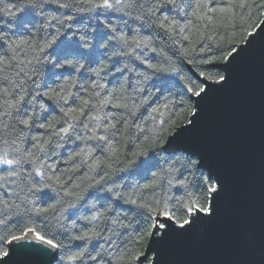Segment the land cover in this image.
<instances>
[{
    "label": "snow or ice",
    "instance_id": "1",
    "mask_svg": "<svg viewBox=\"0 0 264 264\" xmlns=\"http://www.w3.org/2000/svg\"><path fill=\"white\" fill-rule=\"evenodd\" d=\"M213 0H207L206 4L199 2L196 7L203 8L207 7L208 13L212 12H228L230 9L228 7L217 8L212 6ZM232 4H237V0H231ZM84 5H88L85 9ZM241 7L248 6V0H241L238 4ZM255 6V4H253ZM15 8L16 5H12ZM25 7L31 9L36 15L44 16L47 23L55 21L57 24L71 28V24H66V21H71L73 16L68 13H63V18L56 15H47V12L59 11L60 9L77 11H88L96 13V18L99 21L101 16L107 17L108 13H121L122 15L131 16L133 10H139L140 15H136L134 19L141 22L142 27H148L156 29L159 33H163L164 37L172 39L176 34H183L185 29L188 27L190 21L186 22L181 26V22L174 17L166 15L162 9H171L173 7H178L177 0H151L145 7L144 0H26ZM261 8H264V2L260 4ZM23 11V9H19ZM99 10V11H98ZM0 14L12 15L9 7L0 8ZM195 15V13H193ZM264 15V14H262ZM207 13L205 14L206 18ZM243 20V18H241ZM246 22L241 23L239 26L244 27ZM101 31L97 33V39L99 43L96 49L109 50V45L111 42L115 41L116 44L113 45L110 51H87L92 48V45L85 40L83 36L80 37L82 43L73 46L69 44L67 47H57L52 53L59 57V62L48 61V53L46 49L50 48L52 43H55V39L51 42H46L40 49L43 53L42 58H38V63L41 62H51L55 67L58 68H73V69H84L88 71L84 63H80V59L88 60L92 63H96L97 67L91 69L96 77H100L102 72L120 73L122 76L125 72L134 73L137 78V85L135 90L141 93V98L139 100L140 105H149V98L154 96L156 92H159L160 96H164L165 92H170L172 90V85L167 76L158 75L167 71L165 68L159 67L156 64L149 62L148 59L142 58L141 55H136L137 50H142L143 48H150V50L155 53L157 49L151 47L152 41L150 39H135L134 37L130 40L126 35L118 34L117 29L112 27L110 23H104L100 21ZM24 26V22H21V27ZM208 28L209 25H204ZM223 23L218 24V28H224ZM107 30V31H105ZM59 32V30H57ZM96 31V29H93ZM251 38V39H249ZM184 40L188 37L184 36ZM10 38L3 32H0V42L7 45L9 48H19L21 44H27L28 41L21 40L17 42H9ZM259 40H264V19H260L258 23L251 25V30H246L242 37L239 39H233L231 41L225 40L226 44H229L227 49L223 46L217 45L216 47L219 51V59L204 56L199 58V62L202 65L210 64H224L222 72L224 74L211 75L209 71H198V76L203 77L205 81L212 82V86L205 85L203 83H196L195 80L189 79L187 77H181L177 75V79L183 81L181 85L182 91L185 95L190 94L187 101L181 100L180 107H184L187 104V116L189 117L181 125L178 121L173 122L170 127L178 128V131H167V135L171 137V140L165 139L164 135H160L157 138H149L147 136L146 129L141 128L140 125H135L139 133H144V135H138L137 141L131 142L132 148L124 154L125 158L119 163L123 165L119 168H114L112 172H108L107 169L111 165L107 160L101 161L98 158L94 164V167H103L104 171L100 173V179L95 180L94 185H100L101 188L98 190L106 191L112 194L111 197H105V199L111 200L105 211L103 213L97 210L96 215L89 217H84L86 224L81 227L78 234L71 237L74 241L83 242L77 247L79 251H73V253L67 256L70 261H80L81 264L87 260L94 261L95 264H105L106 256L111 257L114 254L111 251L104 252L102 245H97L102 251H98L95 254L87 252V246L94 239H104L109 242L110 245L114 244L112 240V235H118V238L127 236L129 231L132 230V225L135 224L136 239L134 243L139 246H143L146 241L150 242L152 245V252L157 253L158 258L155 259V264H160L159 261V248L164 245L168 240L174 237L187 236L196 230L201 225L211 222L215 219L218 212V205L223 197L225 191L224 180L220 174L213 171L207 164L203 155L195 151H186L177 148L175 145L177 141L194 129L199 120V115L201 113L203 103L207 100L209 94L216 90L214 86H227L231 80L230 68L234 63L237 62L238 58L242 53L247 52V50L253 47L254 43ZM122 46L125 49H130V51H115L117 46ZM234 45H246V47L238 48ZM208 50L207 46L201 42L200 51L206 52ZM129 55L133 60L139 61L140 65L144 66L143 71L137 70L135 67H129L127 64L120 66H115L110 69V65L100 62V57L104 60L112 61L114 56ZM182 58L189 57L191 52L188 48H184L183 52L180 53ZM80 58V59H77ZM29 63H31L29 61ZM189 65L194 63L193 59H187ZM0 64L4 66H9L10 61L4 57H0ZM113 64H118V62L113 61ZM174 73H179V69L173 68ZM36 74L35 70H33ZM155 77V82L151 83L150 86H146L147 82L152 81ZM7 79V78H5ZM35 83L32 77H28ZM67 82L58 84L57 87H46V90L40 89L37 85L36 89L30 93L27 98L25 95V88L23 84H14L12 91L9 92V87L7 83H4L0 91L3 92L5 96L11 95L13 99L7 103V109L0 114L2 117L12 118L17 126H22L19 128L18 139L21 137H26V134L30 132L31 129H44L46 132H50L55 136L59 137L60 141L65 140V138L70 137L75 131L74 124L70 122L71 118L73 121H78L82 124L85 129H88L87 124H83V119H89L99 121L100 116L89 117L88 112L93 107L90 100L80 101L82 107L79 110V117L73 115L76 112L75 108L67 107L69 99L73 97L71 91L66 87ZM105 85L97 84L93 82L92 88H103ZM155 90V91H153ZM95 96H99V92L94 93ZM107 96L111 97L113 93L108 92ZM37 97L42 99L37 101ZM43 98H47L48 101L53 103V110H58L62 115L57 118L53 116L51 112L48 111V105L44 102ZM166 100L168 97H164ZM195 98V99H192ZM33 102H36L33 105ZM78 98H72V103L76 104ZM101 105H111L115 108L128 109V105L124 103H113L112 99H102L99 101ZM174 104L175 101H172ZM25 104L33 105V111L29 112L27 108L24 107ZM38 105L39 111L44 113L41 117V121L38 122L36 119L35 107ZM3 107V106H0ZM167 109L168 104L163 106ZM133 109H138V105L133 101ZM153 112L160 114L159 108H153ZM15 112V116H13ZM129 113L134 115L133 110H129ZM154 118V117H153ZM123 119V118H122ZM2 123V119H0ZM126 123V121H124ZM161 128L168 124L167 119H161L159 121ZM121 127L118 128L116 123H108L106 125L99 124L89 131L93 132V135L88 136V139L104 142L103 145L97 144L100 152L103 153L105 148L112 147V141L117 134L121 132ZM27 139L35 141L31 147L37 148V151L43 152L45 141H43V134L27 136ZM80 138V137H77ZM143 140L144 142L138 143V141ZM13 144L16 141H12ZM46 143H51V140L46 141ZM7 146L8 142L4 141ZM63 145L57 142L56 147H62ZM167 146V147H165ZM83 151V150H82ZM14 158H9V151L7 147L0 151V168L6 166L7 176H0V180L8 181L9 177H14L19 175L18 169L22 167L23 164H29L33 168L34 175L29 173L32 183L29 184L26 190L23 191L21 196L19 192L15 193V196L21 200V203L25 205V211L30 213H35L37 217L41 219L37 222L46 223L49 214L57 222V226L60 220L64 217V213L68 212L70 209L76 207L74 202H68L66 208L58 209V204H63L64 197H75L76 199H83L85 193L80 191L70 190L65 187L66 181H61L58 176H55L54 170L51 165H45L40 157L34 156L31 151L22 152L19 147L13 149ZM162 153H169V155H162ZM90 153H85L88 156ZM77 156L81 153H76ZM113 155L115 153L113 152ZM53 171V176H48L47 180H52V183H48L45 180L46 171ZM130 172L132 174L141 175L147 178V182L142 185L130 186V192L125 194L121 189L124 187L122 184L117 183L115 177L119 173ZM35 177H39L36 180ZM165 177L167 190L164 195H161L159 199L156 198V194L164 188ZM115 185V187L108 186L109 183ZM4 184H0V188H4ZM79 188V185L76 186ZM55 191L57 195L60 196L62 191L63 195L56 201V203L49 204L47 207H42L37 209L35 207L34 198L37 197L38 193L44 194L45 197L48 193L45 190ZM175 190V191H173ZM151 192L153 194L152 199H146L147 193ZM119 202L121 205H130L131 207L123 212L118 213L114 207L115 202ZM4 207L0 208V227L8 228L11 223H15V216L13 212L8 207L7 201H3ZM28 205H32L29 209ZM13 208L19 209L20 204H16L13 200ZM94 207V206H93ZM60 212L59 216H56L57 212ZM111 212L116 219H112L111 223L122 230L119 234L112 233V229H108L112 235L102 236V234L92 231L95 227L94 222L98 221L101 217L106 216L107 213ZM129 212L135 220H130ZM18 215V213H17ZM128 221V222H125ZM73 228L76 225L73 224ZM13 255L16 253H21L24 255L31 254L36 258H48L51 264H61L64 260V256L60 255L61 251L65 249V245L61 242H57L54 237H50L45 230H38L36 227H25L21 229L20 235L10 234L7 238L0 235V244L12 245L13 243ZM121 246H117L119 248ZM103 253V254H102ZM9 252L6 250H0V257H9ZM141 257L147 259L146 251L141 250L139 252H125L119 254L117 257V264H143ZM25 264V262H21ZM108 264H111V260H108Z\"/></svg>",
    "mask_w": 264,
    "mask_h": 264
},
{
    "label": "trees",
    "instance_id": "2",
    "mask_svg": "<svg viewBox=\"0 0 264 264\" xmlns=\"http://www.w3.org/2000/svg\"><path fill=\"white\" fill-rule=\"evenodd\" d=\"M69 2H73V0H69ZM149 2L151 0H144L145 7ZM199 2L206 4L207 0H199ZM240 2L241 0H237V4H232L231 0H213V7H228L230 10L228 12L217 11L208 13L207 7H196L198 0H177L178 7L162 9V11L166 15L179 20L181 26L188 21L191 23L188 24L183 34H176L172 39H168L156 29L142 27L141 22L134 19L136 15H140L139 10H133L131 16L122 15L121 13H108L107 17L101 16L99 21L96 18V13L93 12L60 9L59 11H51L49 13L46 10L47 15H56L60 18H63V13L71 14L73 19L65 23L71 24L72 27L67 28L57 24L55 21L47 23L44 16L36 15L31 9L25 7L26 0H0V8L9 7L13 13L12 15L0 14V32L5 33L10 38V43H18L21 40L28 41L27 44H21L19 48L15 46L9 48L0 42V57H4L10 61L9 66L0 64V88L3 87L4 83H7L9 92H11L14 84H23L27 98L36 89L37 85L40 86V89L46 90V87L55 88L58 84L67 82V89L73 94L72 98H78V102L73 104L72 98H70L65 109L67 107L75 108L76 112L73 115L79 117V110L82 107L80 101L90 100L93 107L88 112L89 117H101L99 121L91 120V122L89 119H83V124H87L88 129H85L80 122L66 118L74 124L75 131L63 141H60L59 137L46 132L44 129H31L26 134V137L43 134V141H45L44 151L39 152L37 148L31 147L35 141H31L26 137L17 138L19 128L22 126H17L12 118L0 116V119H2V123H0V151L7 147L10 153L9 158H14L13 149L17 147L22 152L26 150L31 151L34 156L40 157L46 166L51 165L55 176H58L61 181L67 182L65 187L85 193L83 199L64 197L65 202L57 205L58 209L66 208L68 202H74L76 205L75 208L64 213L65 218L60 220L58 226L51 214L48 215L46 223H39L37 221L41 218L37 217L35 213L25 211V205L15 196L16 192H19L22 196L23 191L33 182L29 177V173L34 175L32 166L23 164L18 169L19 175L9 177L8 181L0 180V184L5 185L4 188H0V208L4 207L3 201H7L8 207L15 216V223H11L10 227L7 229L0 227V235H3L5 238L10 234L20 235L21 229L25 227H36L38 230H45L50 237H54L57 242L65 245V249L60 253V255L64 256L61 264H81L80 261H70L67 259V256L71 255L73 251H79L80 249L77 246L83 243L81 241H74L71 237L78 234L79 229L86 224L84 217L90 218L96 215L97 210L103 213L105 207L112 203L111 200L105 199V197H111L112 194L98 190L101 188L100 185L92 186L95 180L100 179V173L104 171L103 167H94L96 159L98 158L101 161L107 160L111 165L107 171L111 173L114 168L123 166L119 162L124 160V154L128 149L132 148L131 142L137 141L138 135H144V133L138 132L135 125L138 124L141 128L146 129L149 138H157L160 135H164L165 139H167V131H174L176 129L170 127L173 122L178 121L179 124H184V121L189 118L187 116L188 109L187 104L184 107H180V102L181 100L187 101L190 94L185 95L183 93L181 88L183 81L177 79V75L195 80L199 84L202 82L194 75V72L198 74V71H209L211 75L222 74L221 70L215 66L216 64L202 65L199 62V58L206 55L219 59L220 50L216 47L217 45H221L224 49H227L229 44H226L225 40L231 41L241 38L246 30H251L252 24L258 23L262 19L264 8H261L260 4L264 0H248L247 7L238 6ZM12 5H16V7L12 8ZM87 7L88 5H84L85 9ZM19 9H23V11ZM206 13V18H202L205 17ZM22 21L24 22L23 27H21ZM100 21L110 23L112 27L117 29L118 34L126 35L130 40L133 37L135 39H150L152 41L151 47H155L157 51L153 53L150 48H143L142 50H137L136 55H141L142 58L148 59L149 62L165 68L167 71L158 75L168 77L172 90L165 92L164 96H160L159 92H156L154 96L149 98V105H140L139 100L142 94L135 90L137 78L134 73L125 72L122 76L120 73H113L110 70L107 73L102 72L100 77H96L91 69L96 68L97 64L80 58L77 59H80V63L85 64L88 71L84 69L58 68L51 62H37L38 58H42L44 55L40 51L41 47L46 42L53 41V39H55V43H52L51 47L46 49L48 61L59 62V57L52 55L53 51L58 46L67 47L69 44L76 46L82 43L80 41L81 36L92 45V48L87 51L95 50L100 52L112 50L113 45L116 44L115 41L111 42L109 50L96 49L99 43L97 33L101 31ZM243 22H246L244 27H240L239 25ZM220 23H223L225 27L218 28V24ZM206 24L209 25L208 28L204 27ZM93 29H96V31H93ZM184 36H187L188 39L184 40ZM201 42L207 46L208 50L206 52L200 51ZM184 48H188L191 52L189 57H181L180 53L183 52ZM115 51H130V49H125L118 45ZM99 59L101 63L109 64L110 69L127 64L129 67H135L139 71L144 70V66L140 65L139 61L133 60L129 55L114 56L112 61L104 60L103 57ZM187 59H193L194 63L189 65ZM113 61L118 62V64H113ZM173 68L179 69V73H174L172 71ZM33 70H35L36 74H34ZM28 77H32L35 83L29 80ZM93 82L105 85L106 87L93 89ZM153 82H155V77H153L152 81L147 82L146 86H150ZM96 92H99L98 97L94 95ZM108 92L113 93V95L111 97L107 96ZM165 96L168 97L167 100L164 98ZM12 99L11 95L5 96L0 91V106H3L0 107V114L7 109V103ZM41 99V97H37V101ZM102 99H112L113 103L127 104L128 109L101 105L99 101ZM43 100L49 106L48 111L53 116L59 118L62 115L58 110H53L54 106L51 101H48L47 98H43ZM133 101L138 105V109H133ZM172 101H175V103L173 104ZM35 103L33 102V105ZM165 104H168L167 109L163 107ZM33 105L25 104L24 107L31 112L33 111ZM153 108H159L160 114L153 112ZM130 109L135 112L134 115L129 113ZM35 111L36 119L40 122L44 113L39 111L38 105L35 107ZM13 116H15V112H13ZM161 119L169 121L168 124L163 126V130L159 123ZM97 123L103 125L116 123L118 128L121 127L122 123L124 124L121 132L113 139L112 147L110 149L105 148L103 153L100 152L97 144L103 145L104 142L87 138L93 135V132L89 131V129H93ZM14 140L16 141L15 144L12 143ZM48 140H51V143H46ZM4 141L8 142L7 146L4 144ZM57 142L63 146L56 147ZM143 142V140L138 141L141 144ZM113 152L115 155H113ZM76 153H81V155L77 156ZM85 153L90 154L86 156ZM162 155H169V153H162ZM44 170L46 171V182L52 183L53 181L47 180V177L53 176L54 179L53 171H47V168ZM0 176H7L6 166L0 168ZM35 179L39 180L40 178L35 177ZM115 179L117 183L124 186L121 191L125 192V194L130 192V186L142 185L147 182V178L144 176L130 172L119 173ZM167 179L168 177H165L164 188L156 194L157 199L165 194ZM77 185H79V188L76 187ZM108 186L115 187L111 182ZM45 191L48 193L47 197L42 193H38L37 197L34 198L37 209L56 203L60 196L63 195L62 191L60 192V196L55 191L47 189ZM152 198L153 194L151 192L147 193L146 199ZM13 200H15L16 204H20L19 209L12 207ZM31 207L32 205H28L29 209ZM114 207L120 213L131 206L126 204L121 205L117 201ZM59 215L60 212L58 211L56 216ZM129 218L130 220H135V217L130 212ZM112 219H116V217L111 212L107 213L106 216L94 222L95 227L92 228V231L100 233L102 236L112 235V233L119 234L122 230L111 223ZM73 224L76 225V228H73ZM136 227L137 225L133 224L132 230L129 231L127 236H123L122 238H118V235H112L114 244L111 245L104 239L92 240L87 246V252L95 254L98 251H102L101 248L97 247V245H102L104 252L111 251L114 254L111 257L106 256L105 264H108V260H111V264H117L119 254L132 251L139 252L141 250L146 251L148 241L143 246L134 243L136 239ZM108 229H112V233ZM117 246L121 247L117 248ZM7 249L8 244H0V250L7 251ZM150 259L151 257H148L143 264H150ZM83 264H95V262L85 259Z\"/></svg>",
    "mask_w": 264,
    "mask_h": 264
},
{
    "label": "water",
    "instance_id": "3",
    "mask_svg": "<svg viewBox=\"0 0 264 264\" xmlns=\"http://www.w3.org/2000/svg\"><path fill=\"white\" fill-rule=\"evenodd\" d=\"M215 66L222 72L224 64ZM230 71L229 84L214 86L197 126L175 145L203 155L223 178L225 191L217 215L189 235L162 245L160 264H264V40L242 53ZM14 244L8 245L10 255L1 257L0 264H51L48 258L13 255ZM151 249L148 242L147 258L155 264L158 256Z\"/></svg>",
    "mask_w": 264,
    "mask_h": 264
}]
</instances>
